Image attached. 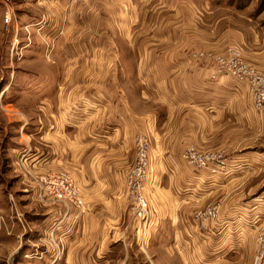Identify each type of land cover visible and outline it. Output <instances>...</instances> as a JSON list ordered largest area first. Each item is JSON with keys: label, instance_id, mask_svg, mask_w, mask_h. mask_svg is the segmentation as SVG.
Wrapping results in <instances>:
<instances>
[{"label": "rangeland", "instance_id": "obj_1", "mask_svg": "<svg viewBox=\"0 0 264 264\" xmlns=\"http://www.w3.org/2000/svg\"><path fill=\"white\" fill-rule=\"evenodd\" d=\"M69 3V0H0V264H85L87 261L89 263L86 264H208L216 255L213 235L204 242L198 234L199 238L189 245L180 241L176 245L170 240L166 245L159 241L152 243L151 234L144 229L149 225L150 214L146 220H142V231L138 234L134 231L135 236L131 237L135 239L131 241L129 249L116 246L98 253V248L94 251L75 248V233L64 224L60 231V217L53 215L54 211L58 215L59 208L65 209L64 206L69 204L41 200V191L50 177H72L66 170L50 172L54 167L53 126L54 115L59 112L57 102L61 97L71 95L94 96L96 99L89 103L93 107L88 111L96 112L93 115L96 118L102 114L101 103L107 95L101 85L106 75L100 72L103 59L97 48L92 49V59L75 57L71 51L76 49L75 43L64 40L69 23L63 26L53 22L56 11L64 12L62 18L68 15ZM184 4L193 13L189 11L191 22L185 23L190 31L183 28L191 39V55L194 58L193 50L198 47L201 63L204 62L212 70L211 79L202 82L199 72L191 75L192 78H197L199 87L201 84L211 87L212 80L225 77L224 84L228 82L231 88L238 91V97L248 101L244 100L238 105L240 110L236 107L234 113L223 115L222 121H214L221 125V131L206 139L201 133L204 132V124L213 128L211 119L201 121V117L197 120L191 115L182 120L183 128L189 134L176 138L180 146L177 144L178 151L177 154L173 153V158L177 156L179 160L189 163L196 173L200 169H208L215 174L209 179L195 174L193 179L187 178L181 182L180 185L186 188L184 190L195 194L193 200H189L190 213L183 217L182 223L197 225L200 222L198 225L201 226L210 224L208 220L216 221L218 218L219 225L260 226L264 221V109L255 107L248 86L226 73L217 59L219 54L228 55L235 49L245 60L264 69V0H186ZM8 15L11 16L9 21ZM150 27L148 24L136 26L141 34L149 33ZM175 31L181 33L179 24H175ZM202 42L205 48L199 49ZM135 43H141L142 47L148 44L145 41ZM136 47L124 38L119 39L122 65L125 63L130 68L135 65ZM112 62L114 59H111ZM118 62L116 60L114 64ZM83 64L94 66V71L90 75L82 73L80 88L75 90L64 84L58 86L57 81L65 80L69 65ZM76 75L73 73L71 76ZM145 76L142 74L143 85L146 80L149 81ZM91 79L94 86H87L85 81ZM53 81L56 83L52 84ZM127 91L134 95L136 90L131 87L109 90L110 95L120 93L125 96ZM183 91L192 94L195 90ZM159 92L163 95L165 89H159ZM84 106H79L78 111L86 112ZM198 106L200 109L197 112L201 114V105ZM46 132L48 134L44 136ZM140 132L146 135L150 144L151 162L146 193L147 185L154 177L155 160L163 154L154 151L149 131L143 129ZM205 156L209 157L208 161ZM45 162L52 168L40 169L39 164ZM236 177L238 179H234ZM211 188H214L210 195L212 199H201V204L197 205L194 199L198 195L202 197V193L209 192ZM47 197L44 194V198ZM209 207L216 211V215H207L203 219L201 214ZM79 210V207L75 209L76 214ZM84 212L85 207L80 216ZM195 234L190 232L189 238L196 237ZM258 249L254 251L253 264L256 263ZM89 254L92 259L86 261ZM111 254L114 258L110 263L105 262ZM52 258H56V261L58 258V261L52 262ZM244 261L245 255L239 258V264Z\"/></svg>", "mask_w": 264, "mask_h": 264}, {"label": "crops", "instance_id": "obj_2", "mask_svg": "<svg viewBox=\"0 0 264 264\" xmlns=\"http://www.w3.org/2000/svg\"><path fill=\"white\" fill-rule=\"evenodd\" d=\"M185 1L81 0L78 3H69L65 18L61 17L64 13L62 10L59 13L56 11L59 16L57 18L54 15V23L63 26L69 23L68 34L64 40L75 43L76 49H71L72 55L92 59V49L96 47L99 51V56L103 59L100 72H105L106 75L103 76L104 82L101 85L107 95L101 103L102 114L96 118H93L96 112L88 111L93 107L89 103H93L96 97L71 95L60 98L57 102L59 112L54 115V126L52 125L54 167L45 162L39 164V168L50 167V172H57L58 169L69 171L80 186L84 214L80 216L81 210L76 214L75 209L78 210V207L73 204L65 205V209L60 207L58 215H55L57 211L53 214L54 217H60V231L64 224L70 226L75 233V248L93 251L98 248V253L102 249L111 250L116 246L129 249L131 241L135 239L131 236L142 231L143 223L135 215L126 174L136 160V134L146 129L152 137L154 151L163 154L158 155L155 160L154 177L146 188L150 206L147 232L151 234L149 236L152 243L159 241L166 245L170 240L169 242L176 245L179 241L189 245L191 241L199 238L198 234L204 242L213 235L216 255L208 264H239V258L243 255L245 261L240 262L241 264H253L258 237L264 234V221L260 226L219 225L218 218L216 221L208 220L211 221L210 224L201 226L198 225L200 222L197 225L182 223L183 217L190 213L189 200H193L195 194L184 190L186 188L180 185L181 182L187 178L193 179L195 174L200 178L201 175L206 178L215 175L208 169L200 168L199 173H196L189 163L179 160L177 156L173 158V153L177 154L178 151L176 138L187 137L189 134L183 128L182 120L193 115L197 120L201 117V121L209 118L213 122H219L223 120V115L234 113L236 107L239 109L238 105L245 100L238 97V91L231 88L228 82L224 84L225 77L219 78V81L212 80L211 87L202 84L199 87L197 78H192L191 75L199 72L202 82L211 79L212 70L204 62L201 63L196 45L194 47L197 48L193 50L194 58L191 55V39L185 33V30H190L185 23L191 22L188 14L193 13L184 4ZM187 19L189 20L185 21ZM145 24L151 26L150 32H137L136 26ZM175 24L180 25L181 33L175 31ZM120 38L137 46L134 49L136 63L132 68L125 63L122 65V54L118 48ZM141 41L148 42L147 46L142 47L141 43H135ZM200 47L205 48L203 42L199 49ZM111 59L114 62L119 60L118 64H111ZM84 65H69L65 80L57 81L58 86L62 87L64 84L65 87L75 90L80 88L79 85L83 83L79 80L82 73L90 75L94 71V66ZM73 73L77 75L71 76ZM142 74H146L145 77L149 79L145 85ZM85 82L87 86H94L92 79ZM54 83L56 81L52 82ZM46 86L47 84L44 85ZM116 87L122 90L131 87L136 91L134 95H130L128 91L126 96L120 93L110 95L109 90H115ZM159 89H165L163 95ZM184 89L195 91L191 94L184 92ZM198 104L201 105V114L197 112L200 109ZM81 105H85L86 112L78 111ZM82 115L84 118H81ZM218 131H221L218 123L214 122L212 129L204 124L201 135L206 139ZM43 134L46 136L48 133ZM213 190L211 188L209 192H203L202 197H195L194 200L198 202L196 204H201V199H212L210 195ZM42 191L47 194L46 189ZM46 201L57 203L51 201V197H47ZM190 232L196 233V237L189 238ZM64 238L67 236L64 235ZM210 242L211 240L208 241ZM235 253L238 254L233 256ZM91 256H86V261L88 258L92 259ZM113 258L111 254L105 262L110 263ZM54 261L57 262L58 258L57 261L52 258V262Z\"/></svg>", "mask_w": 264, "mask_h": 264}, {"label": "built area", "instance_id": "obj_3", "mask_svg": "<svg viewBox=\"0 0 264 264\" xmlns=\"http://www.w3.org/2000/svg\"><path fill=\"white\" fill-rule=\"evenodd\" d=\"M70 3H78L81 0H69ZM11 16L8 15V20ZM219 66L222 65L226 73L230 74L241 84H246L252 93L255 107L264 109V69L258 68L245 60L240 52L232 50L228 55L219 54ZM226 64V65H225ZM135 143L137 148V157L134 164L129 168L126 174V180L131 190L133 197V209L137 218L146 220L150 214V206L145 193V185L150 169V144L146 135L141 132L136 134ZM200 163H201V156ZM206 161L209 157L205 156ZM50 180L43 189H46L47 195L54 202L73 204L84 211V201L79 187L74 182L73 178L67 175L50 177ZM40 198L46 201L43 191ZM207 215H216V211L209 207L205 210L201 217L203 219ZM148 227L144 229L147 230ZM258 253L255 264H264V234L258 237Z\"/></svg>", "mask_w": 264, "mask_h": 264}]
</instances>
